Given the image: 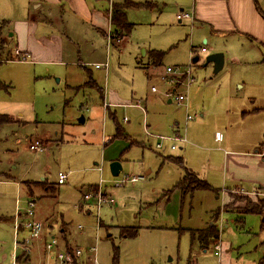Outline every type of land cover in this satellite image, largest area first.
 <instances>
[{
    "label": "rangeland",
    "instance_id": "374dc122",
    "mask_svg": "<svg viewBox=\"0 0 264 264\" xmlns=\"http://www.w3.org/2000/svg\"><path fill=\"white\" fill-rule=\"evenodd\" d=\"M131 1L137 5L124 11L133 26L122 45L95 41L90 28L76 26L70 34L65 31L68 55L61 65L17 58L10 43L0 58V115L15 119L0 123V179H4L0 181V264H13L23 255L29 260L18 264H70L56 256L66 254L61 229L68 244L81 250L79 262L73 264H88V250L94 246L97 264H262L264 260V213L240 215L236 210L248 202L259 204L264 194L232 192L227 200L219 164L205 168L207 155L187 147L158 153L148 137L172 133L175 122L183 128L187 113L192 117L187 136L200 120L214 136L215 130L224 135L226 122L244 128L234 107L245 101L251 87L261 89L258 78L264 66L251 61H261L262 54L243 45L245 39H223L225 64L213 73V66L205 63L208 54L198 49L202 43L190 42V23L175 18L177 5L188 0ZM191 45L197 46V53ZM153 52L160 54L157 63ZM234 55L241 57L239 64L230 61ZM194 57L198 59L192 62ZM94 63L106 64V70L95 69ZM189 65L193 82L188 85L176 86L162 77L166 67ZM90 76L96 85L87 82ZM251 78L254 82L249 84ZM176 94L186 95L182 104L188 102V112L174 101ZM205 108L208 114L201 117ZM30 139L46 141V148L30 150ZM168 151L182 157L212 189L182 195L174 186L185 171L164 160ZM112 161L121 164L117 176L110 173ZM59 172L69 174L65 184L56 187L54 197H41V183L55 185ZM139 175L136 183L117 185L124 177ZM26 181L35 182L32 194ZM94 184L106 189L116 204L103 203L96 209L94 197L84 201L83 195L93 196L94 189L89 188ZM31 200L36 203L34 217L43 225L41 239H32L27 229L15 234L16 216L21 214L19 222L26 224L24 214ZM228 202L235 209L226 210ZM211 225L222 242L219 258L213 252L216 239L203 245L191 240L192 231ZM121 227H135L137 235L123 238ZM52 240L57 246L45 251L44 243Z\"/></svg>",
    "mask_w": 264,
    "mask_h": 264
},
{
    "label": "crops",
    "instance_id": "0c3cea01",
    "mask_svg": "<svg viewBox=\"0 0 264 264\" xmlns=\"http://www.w3.org/2000/svg\"><path fill=\"white\" fill-rule=\"evenodd\" d=\"M123 2H120V0H0V24L3 21L7 22L2 28V37L5 41L4 51L7 46H10V43L11 46H13L14 55L17 58H19V56L15 53L16 51L25 56V58L28 57L32 62L52 66L61 65L64 63V60L68 55L64 42V38H68V36L65 35V31L70 34L76 26L86 27L93 31L91 36L95 41L97 39L98 41H107L106 34L109 31H113L114 27L111 21L112 6L113 4H121ZM148 3L153 5V2ZM177 6L179 7V12L185 9L191 13L192 20L184 19L180 22L188 21L190 23V29L192 30L190 42H201L203 46L198 49L204 47L205 51L203 52L207 54L221 51L226 52L227 49L224 48L225 46L222 44L221 40L237 39L238 41L239 39H245V41H242L243 45L247 43L249 44V47H256L259 53L262 54V56L264 55V18L262 16V14H264V0H188ZM3 32H5V34ZM120 38V45H122L123 39L125 38ZM113 45L118 46L116 44ZM205 46H208V49ZM195 47L197 46L191 45L190 47L193 53L194 50H198L195 49ZM10 49L11 48H9V50ZM240 60L241 57H237L235 55L230 59L232 63L237 62V64H239ZM70 62L74 64V61L70 60ZM79 62L81 63L80 59ZM244 63H247V61H244ZM224 64L225 54L222 67H224ZM251 64L264 66V63L259 60L251 61ZM207 65L213 66L212 63ZM92 66L94 67V65ZM101 68L106 70L104 65L95 69ZM261 69L263 70H260V78H258L261 80V89H259V87H256L255 89L251 87L245 93V101L239 102L234 107L235 111H240V114L238 113V119L245 124L244 128H234L230 122H226V125L223 127L224 135H222L219 130H215L214 136L212 135L211 130L206 128V124L200 120L197 124L199 127L191 126L188 130L187 136V125L192 118L189 120L186 119L185 126L181 129L178 123L175 122L176 125L174 127V131L170 134L173 135L175 132H179L185 136L186 141H175V148L173 149L170 147L169 140H166L167 142L162 141V147L157 149L155 144L159 141V139L154 136H148L150 139L154 140L153 147L156 151H158V153H164L166 150H181L182 148L184 149V147H187L188 150L193 149L197 153L207 155V158L203 159L206 164L205 168L210 167L211 163L219 164L220 169H218L217 172L220 174V180L226 186L224 188V193H226L227 200L230 198V195L233 194L232 192L242 191L244 194H264V68ZM86 71L90 74V70ZM88 78L87 82L90 85H96V82L91 76ZM252 82H254V80L251 78L249 80V84ZM175 84L178 86L179 82ZM237 86L240 87L241 84H238ZM251 86H253V84ZM154 91H156V89ZM174 91L175 87L169 89L166 95L170 97V93ZM167 102L170 103L171 100L168 99ZM182 105H184L185 111L188 112V102ZM207 114L208 109L205 108V110H202L200 113V116L204 117ZM3 115L7 116L9 120L8 122L15 121L11 115ZM187 115L189 114L187 113ZM81 120L83 121L84 119L82 118ZM217 133L220 138H216ZM154 134H156V136L159 135V133ZM170 134H160L159 136H169ZM32 141L33 140L30 139L29 144ZM40 141L44 146L43 149H45L46 141ZM149 146H152V144H149ZM169 151L168 154H166V159L164 157V160L177 164L173 161L174 158H177V156L169 155L171 153ZM181 159L183 164L179 163L177 165L180 169H182V173L184 171V166L191 170V168H188L182 157ZM195 173L199 178L204 179L197 172ZM66 174L67 178L62 184H59L56 181L54 185L43 181L41 183V197H54L56 187L65 184L67 181L69 174ZM138 178H142V176L139 175L137 176V180ZM6 179L10 178L6 176ZM208 179L212 181L213 174L209 175ZM2 180L4 179H0V181ZM137 180L132 182V184L136 183ZM204 180L210 184L206 179ZM25 183L27 184L29 193L32 194L33 190L31 189V184L35 185V182L26 181ZM175 188L178 189L177 187ZM93 189V196L84 198L83 195L84 201L90 200L92 197H94L96 201L95 193L103 191V189L97 184L90 186L89 191L92 192ZM102 193L106 197L111 198L110 193L107 192L106 189H104ZM33 202L35 205L36 203L34 200ZM102 204L97 205L96 202V209H99ZM115 204L116 202L114 200L113 205ZM109 205L111 206L112 204ZM80 206L82 207L83 205ZM87 212L90 211L87 209ZM26 213L24 214L25 221H30L31 219L39 221L36 217H34V212L32 217L27 216ZM19 217L21 218V214L18 213L14 224L15 234L22 229L29 230L25 223L19 222ZM77 229L80 230L82 227L79 228L78 226ZM61 233L63 234L66 253L70 252L74 254L75 250H80L79 248L72 247L68 244L65 238V229H61ZM121 237L128 238L124 236ZM41 238L42 231L40 237L37 239ZM56 243L55 246H57ZM16 245H18L17 242ZM52 247L47 249L44 243L45 251H51ZM93 248L95 249L96 247H91L88 250L90 253L88 256V264H97V257ZM222 248L221 242V251ZM81 255L82 253L80 250V254L74 256L73 260H78ZM23 256L14 258V264H18L20 262L23 263L29 260L28 255ZM217 256L219 258L220 254ZM220 261L218 262L221 263ZM71 263L72 262H70V264ZM80 263L83 264V261Z\"/></svg>",
    "mask_w": 264,
    "mask_h": 264
},
{
    "label": "built area",
    "instance_id": "2783aa9c",
    "mask_svg": "<svg viewBox=\"0 0 264 264\" xmlns=\"http://www.w3.org/2000/svg\"><path fill=\"white\" fill-rule=\"evenodd\" d=\"M176 19L180 22L184 19H187V20H192V15L190 12H184V11H180L176 14ZM106 40H107V44L109 45H113V44H116V43H120L121 42V38L120 36L112 33V31H109L107 32L106 34ZM199 51L203 52L205 51V48L202 47L199 49ZM17 54V56H21L20 59H25V56L21 55L18 51L15 52ZM194 53H197V50H194ZM193 53V54H194ZM103 66L102 64H94V67L95 68H99ZM104 66L106 67V64H104ZM192 72H191V65L187 66L186 68H182L180 66H172V67H166L165 68V75H163V79L165 78H169L168 81L169 82H179L180 83H185L186 85L190 84L193 80V77H192ZM152 90H155L153 87L151 88ZM171 95V93H170ZM187 99L186 95L185 94H176L174 96V101L177 103V104H181L183 102H185V100ZM192 117L190 115H187L186 116V119L189 120L191 119ZM154 137L158 138L159 141L155 144V147L157 149H160L162 147V142L161 141H166V140H169V141H186V138L183 134L179 133V132H175L173 135L171 136H159V135H153ZM216 138H220L219 134L217 133L216 134ZM172 149L175 148V144H171L170 146ZM29 148L30 150H33V151H40L43 149V145H42V142L40 140H33L30 144H29ZM67 178V174L66 173H62V172H59L58 173V176H57V182L59 184H62ZM137 180V177L136 176H131V177H124L118 184L121 185V184H124L126 182H135ZM90 195H84V198H88ZM95 196H96V202H97V205H100L102 203H109V204H114V200L112 198H108L106 197L102 192L98 191L95 193ZM28 205H29V210L27 211V216L29 217H32L33 216V207H34V202L33 201H29L28 202ZM26 226L28 227L29 229V232H30V237L33 239H37L40 237L41 235V231H42V223L40 221H37L35 219H31L30 221H27L26 223ZM81 226H79L80 228ZM56 243L55 240H52L51 243L49 244H46L45 243V247L47 249H50L54 244ZM94 249V248H93ZM95 250V249H94ZM213 251H214V254L215 255H219L220 252H221V241L219 240V238L216 239V241L214 242L213 244ZM80 254V250H75L74 251V254L73 253H66L65 255L63 254H58L57 257L60 259V260H63V262H72L73 261V257L74 256H77ZM15 262H13L14 264Z\"/></svg>",
    "mask_w": 264,
    "mask_h": 264
},
{
    "label": "trees",
    "instance_id": "16d2710c",
    "mask_svg": "<svg viewBox=\"0 0 264 264\" xmlns=\"http://www.w3.org/2000/svg\"><path fill=\"white\" fill-rule=\"evenodd\" d=\"M146 4L149 6L152 5L151 3H147V2ZM135 5H137V3L131 0H125L121 4H113L112 10H111V21L114 26L112 33L120 37H126L129 35L133 25L126 20L124 9L127 7H133ZM262 16L264 18V14H262ZM6 23L7 22L3 21L0 24V58L3 55L4 48H5V41L2 37V28L4 27V25H6ZM151 55L153 57L152 59H156V60H153V63H157L158 60H160L159 59L160 54L158 52H153L151 53ZM261 62L264 63V55L262 56ZM1 119H4V120H1ZM3 121L5 122L9 120L7 116L0 115V122H3ZM117 135H121V131L118 130ZM173 161L177 164L179 163L183 164L181 157L174 158ZM183 168H184L185 173L183 177L174 186V187H177L181 191L182 195L189 193V192L191 193L197 189H203V190L212 189L211 186L204 179L199 178L196 173L187 169L185 166ZM229 204H230L229 202L226 204L225 206L226 210L235 209V208H230L228 206ZM236 210L238 211V213H240V215L244 214L245 212L262 214L264 213V198L260 200L259 204H252L251 202H248L246 206L240 209L236 208ZM262 221L264 222L263 219ZM120 235L124 237H134L137 235V229L135 227H121ZM210 238H214V239L218 238V232L214 225H211L208 228L203 229V230L192 231V237H191L192 242L197 240L199 241L201 245H203V244H207ZM262 264H264V260Z\"/></svg>",
    "mask_w": 264,
    "mask_h": 264
},
{
    "label": "water",
    "instance_id": "95a60500",
    "mask_svg": "<svg viewBox=\"0 0 264 264\" xmlns=\"http://www.w3.org/2000/svg\"><path fill=\"white\" fill-rule=\"evenodd\" d=\"M197 59V57L192 58V62L197 61ZM205 63H212L213 73H217L223 65V54L221 52L208 54L205 58ZM109 169L112 176H117L121 171V164L118 161H112L109 164Z\"/></svg>",
    "mask_w": 264,
    "mask_h": 264
}]
</instances>
